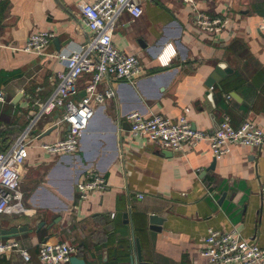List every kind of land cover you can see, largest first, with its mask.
Here are the masks:
<instances>
[{"label": "crops", "instance_id": "0c3cea01", "mask_svg": "<svg viewBox=\"0 0 264 264\" xmlns=\"http://www.w3.org/2000/svg\"><path fill=\"white\" fill-rule=\"evenodd\" d=\"M95 1H0V73L7 77L2 82L0 76L6 96L0 154L28 127L36 103L56 90L58 74L65 71L57 56L87 44L81 8ZM199 6L226 20L221 32L201 31L191 7L180 0H145L140 18L129 13L119 18L114 43L141 59L145 75L134 84L111 80L117 97L96 107L78 153L30 148L19 168L29 214L0 215L2 229L28 227L9 239L17 240L30 259L11 252L0 255V264H43L39 247L50 240L75 246L74 256L85 264H130L137 240L149 264H214L201 255L211 228L237 230L264 249L263 150L238 146L215 159L207 143L169 152L130 133L127 116L133 111L176 121L186 109L193 128L208 133L225 118L233 127L250 121L264 132V34L258 29L264 0H201ZM38 31L54 35L46 52L21 51ZM168 45L176 54L163 67L159 56ZM88 79L79 80L75 101L84 96ZM108 86L104 82L100 90ZM63 113L57 109L41 116L33 137L48 143L65 138L70 127L56 125ZM90 172L103 174L108 186L83 201L78 184ZM153 215L164 219L161 231L151 229Z\"/></svg>", "mask_w": 264, "mask_h": 264}, {"label": "built area", "instance_id": "2783aa9c", "mask_svg": "<svg viewBox=\"0 0 264 264\" xmlns=\"http://www.w3.org/2000/svg\"><path fill=\"white\" fill-rule=\"evenodd\" d=\"M7 1V0H0ZM145 0H96L81 8L83 24L88 31L87 44L80 50L58 55L65 71L58 74L56 90L44 102H37L38 110L28 127L13 142L12 146L0 154V215L29 214L21 190L19 168L29 158L30 148L37 144L51 154L73 155L79 152L81 138L87 131L96 113V107L117 97V89L111 80L134 84L145 75L141 59L118 49L113 36L117 22L123 13H129L134 19L143 13ZM191 7L197 27L207 34H218L226 20L213 18L203 11L201 0H180ZM264 34V19L258 25ZM54 35L48 31H38L29 36L20 49L25 53L43 55L51 45ZM176 52L167 49L159 56L163 67L169 65ZM89 76L85 82V94L79 100V80ZM109 86L101 91L100 85ZM0 101L6 102V96L0 92ZM57 109H63L62 117L56 122L70 127L67 136L53 143L43 142L39 136L33 137L36 121ZM172 121L162 115L145 116L133 111L127 116L130 133L133 137L143 138L159 144L169 151L186 152L196 149L200 144L210 146L215 159H221L232 152L233 147L244 146L264 151V132L250 121L233 127L225 118L213 133L193 128L187 114ZM108 186L101 173L90 172L87 178L78 184L81 200H87L95 191H104ZM142 198L143 196H139ZM19 252L26 261L30 255L22 249L15 239L0 240V255ZM77 252L75 246L67 242L46 241L40 244L39 259L43 264H67ZM202 257L214 264H264V249L257 243L244 239L237 230L223 232L209 229L205 238Z\"/></svg>", "mask_w": 264, "mask_h": 264}, {"label": "water", "instance_id": "95a60500", "mask_svg": "<svg viewBox=\"0 0 264 264\" xmlns=\"http://www.w3.org/2000/svg\"><path fill=\"white\" fill-rule=\"evenodd\" d=\"M58 43V41L56 40V44ZM218 74H221V70L217 69L216 71ZM216 79L214 77H212L208 83V85L210 87H213V84L215 83ZM4 103L2 101H0V115H1V111L3 109ZM170 152V151H169ZM224 199V198H222ZM222 202H220L221 204ZM164 219L160 218L159 216L153 215L150 218V224H151V229L155 230V231H161V225L163 224ZM28 227H12L9 229H2L0 228V239H9V238H15L20 236L21 234H23L24 232H27ZM136 252L132 253L131 255V263L130 264H149L143 261L142 259V252H141V247L140 244L138 242V240L136 241ZM70 264H85L84 260L78 258L77 256H72L71 260L69 262Z\"/></svg>", "mask_w": 264, "mask_h": 264}, {"label": "trees", "instance_id": "16d2710c", "mask_svg": "<svg viewBox=\"0 0 264 264\" xmlns=\"http://www.w3.org/2000/svg\"><path fill=\"white\" fill-rule=\"evenodd\" d=\"M0 76H3L2 82H6L7 81V77L3 73H0ZM7 148H8V146L3 148L1 151L5 152V151H7Z\"/></svg>", "mask_w": 264, "mask_h": 264}]
</instances>
